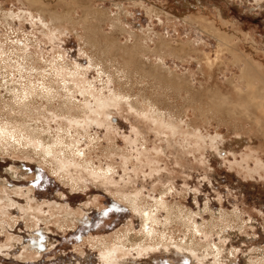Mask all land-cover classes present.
<instances>
[{
    "label": "rangeland",
    "instance_id": "rangeland-1",
    "mask_svg": "<svg viewBox=\"0 0 264 264\" xmlns=\"http://www.w3.org/2000/svg\"><path fill=\"white\" fill-rule=\"evenodd\" d=\"M40 2L72 11L74 23L54 28L36 6L0 0V264H264L262 140L247 146L230 127L198 120L191 107L171 132L165 124L174 118L157 122L143 101L142 93L156 90L138 69L140 61L158 64L156 48L182 51L181 58L165 55L163 70L185 80L206 108L205 89L226 92L239 75L232 52L264 73V0ZM84 10L103 12L98 40L141 47L128 77L116 72L123 61L114 49L103 55L108 74L93 66ZM204 56L221 63L209 72ZM4 59L15 68L4 67ZM17 63L27 70L16 71ZM54 68L52 93L43 72ZM118 82L132 96L111 107ZM170 94V102L184 104L183 91ZM260 96L248 107L264 125ZM66 98L72 112L60 111ZM99 98L106 104L97 105ZM136 99L137 107L130 103ZM83 106L87 113L71 116ZM7 120L21 128L20 143L4 134ZM30 135L56 149L43 156L37 139H25Z\"/></svg>",
    "mask_w": 264,
    "mask_h": 264
},
{
    "label": "bare ground",
    "instance_id": "bare-ground-1",
    "mask_svg": "<svg viewBox=\"0 0 264 264\" xmlns=\"http://www.w3.org/2000/svg\"><path fill=\"white\" fill-rule=\"evenodd\" d=\"M24 1L28 2L29 6H33V7L36 6L35 8H36V10H38V13H40V16L39 17L41 18V21L44 22V24H45V23H47V18H49L50 21H51V23H52V26H54V28L58 24L59 25H62L63 23H71L72 24V22L74 20V18L72 17V14H71L72 11L70 12L69 10H63V12L58 13V11H52L51 9L47 8L44 5V3L40 2L41 0H24ZM102 13L99 12V11H97V10H84L83 11L82 22H83L84 28H85V33H84L83 40H84V43H85L86 47H89L90 48L91 57H93V58H91V60L93 62V66H94V64H95V67H96V65L99 66V68L101 70L100 71L101 74H105V73L108 74L109 72L107 71V66H105V64H104L106 60L104 61L103 55H107L108 52H110L112 49H114V50H116V55H118L119 57H121V59L123 61L121 63V65L119 64L118 67L115 68L116 69V72L119 73V74H121L124 77H128L129 76V73L131 72L130 71V67H132L131 65L134 62L133 61V58H136L134 56H136V54H138V52H139V50H140L141 47L139 45H135V44L134 45H128V44L121 45V44L117 43L118 40L116 41V43H115V41H108L109 40L108 37H110V35L107 36V38H108L107 41H105V40L104 41L98 40V38L101 37L98 34H100L101 22L104 19ZM32 16H33V14H32ZM113 26L116 27V29H115L116 31H121L122 30L117 23L112 22V28H113ZM113 30H114V28H113ZM220 33L218 32L217 34L220 35ZM163 47H165V46H163ZM112 53H113V51H112ZM154 53L159 56V59L160 60H159L158 64L151 65L152 63L151 64H146L145 62L140 61L139 62L140 63V66L138 67V69L142 72L143 78L146 77L147 80L149 78V79H152V81L155 82V83L153 82V86H154L153 88L156 91H154V92H152L150 94H147L146 91H145V88H144V89H142V92H144V91L145 92L142 93L141 96L143 98V101L146 102L147 106H150L151 107L150 109L153 112V113L151 112V114L154 115V117L156 118V121L157 122L160 121V120H162L161 122H164V119H165L166 116H168V118L169 117L170 118H174L173 121H171L170 123L167 122L168 124L167 123L165 124L166 126L168 125V128L169 129H172L170 131L173 132L175 129H178L177 128V121L178 120H181L183 118V116L186 117V113H187L186 112L187 111L186 109H187V107H191V109H193L195 111V112H193V114L196 113V112L198 113L197 114L198 115V117H197L198 120H199V118L201 119V118H204V117L207 120L208 119L210 120V118H211V120L214 121L218 126L224 125L226 127L227 126L230 127L231 130H232V133H234L235 137H237L239 139H244V141H247V146H250V144H251L250 143V140H253L255 142L258 141V140H262V143L264 145V140L260 137V134L264 133V125L262 124V120H261L262 118L259 117V116H257V114L254 113L253 111L249 110V107H248V104H250V100L251 101L252 100L254 101V99H258L257 98V94H260L261 95L260 96V101H262L264 103V73L262 71L261 64L255 63L253 60H249L248 62L242 61V59L239 60L238 59L239 57L238 56H237L238 58L237 57H234V52H232L231 54L233 56L232 57L233 58V64L239 70V75H238L237 79L236 80L235 79L229 80L230 84H232V88L230 90L228 89V91H226V92H223V90L220 89L219 87L212 86L213 84L211 86L207 87L205 89V94H207V98L209 99V101H208V103H206V108L205 107L203 108L201 106L202 103L201 104H198L199 99H200V98L198 99V96H197V93L198 92H195L194 90H192L190 88V86L185 82V80H182L181 78H179L178 76L174 75L173 73H168L166 69H165L166 71L163 70L164 68L162 67V65H163V62H164V56L165 55H173L174 57L176 56L177 58L178 57L181 58L182 57V54H183L182 51L180 52V50H174V49L173 50H169L167 48L166 49L165 48H156L154 50ZM114 55H115V53H114ZM203 59H204V64L206 65L207 70L209 72H212L213 67L221 63L220 62L218 64H214L209 59H206L205 56H204ZM2 61H3L2 64H4V67H6L9 64V65H11L10 67L13 66L15 68V65H13V63L10 64L11 61L5 60V59L2 60ZM21 65L17 63V66L18 67L16 68V71H18V70H20V71L21 70H27V69H24L23 68L24 65L23 66H21ZM221 66H222V64H221ZM55 69L56 68L51 69L49 71V73L43 72V74H45V75L48 76L47 77V81L48 80L50 81L49 82L50 84H48V82L46 80L45 81L43 80L44 81L43 82V86H45L44 88L47 89V90L52 89V91L49 90L52 93H53V89H55V87L53 85V82L56 81L58 83L57 79L51 78V76H52L51 73L56 72V70H57V69L56 70ZM47 70H49V69H47ZM214 70H216V69H214ZM31 71H35L36 72L37 70H34L32 68ZM57 72H58V70H57ZM55 75L53 77H55ZM40 76L41 77H45L43 75H40ZM110 78H111V82L112 81L113 82L115 81V79H113L111 76H110ZM125 83L126 82H124V84ZM118 84L120 85V88L113 95L114 98L109 99L110 102L112 101V104H113V105H111V103H110L111 107L114 106V104H116V105L120 104L122 102V100H129L131 98V96H132V95H126V92H128L129 89H126V88L122 87V85H123L122 82H118ZM66 88L68 89V86H66L65 80H64V78H62V89L65 92L67 91ZM32 91H33V89H32ZM182 91L185 93V96H184V104L180 105L177 102L172 103V102L169 101V98L172 97V96H170L171 95L170 93H172V95H173V93H176V94L179 93L180 94V92H182ZM31 92H28L27 94L28 95H31V96H34V95H32ZM25 96H27V95H25ZM50 97L51 98H54V97H52V95ZM201 97H202V95H201ZM51 98L48 97L47 101L44 98L46 102L49 101L48 102L49 105H50V99ZM69 100L70 99H67L66 98V100L64 99V101L61 103L62 104V106L60 105L61 106L60 107V111L61 112L68 113V111H71L72 112L74 110L75 104H72V102L69 101ZM100 100H98V102L95 101L97 105H100V104L103 105V103L107 102V100L106 101L104 100L105 102L103 100H101V101ZM102 101H103V103H102ZM130 103H131V105H133V106L135 105L137 107L138 100L136 99L135 102H130ZM30 105H31V102H26V103L23 102L21 104V108L22 107L27 108V107H30ZM87 106H89V105L87 104ZM108 106H109V104H108ZM168 106H170V108H171L170 110L169 109L167 110V107ZM203 106H205V105H203ZM18 107H20V105ZM102 107L104 109V106H102ZM162 107H164V108H162ZM85 108H89V107H84L83 106L80 111L79 110L77 111V112H79L77 115L74 114L75 115L74 116V115L71 114V116H73L74 118L75 117L77 118L78 115L81 112L82 113H87L88 109L86 110ZM58 115L60 116V115H62V113H59ZM95 116H96V114H95ZM73 121H72V124L75 123V122L73 123ZM90 121H92V120H90ZM98 121H100V120H98ZM191 121L192 120H190V122ZM203 121L205 122V120H203ZM9 122L7 120L6 125H8V124L10 125L11 124L10 127H8L6 125L3 126V130L5 131V133H4V131L2 133H4L7 137L9 136L13 140L19 142V139L17 138V136H19V133L21 132V130H20L21 128L17 130V127H15L14 125H12V122L19 123V124H20V122L17 121V119H13L12 122H10V123ZM157 122H155V123H157ZM191 123H193V122H191ZM191 123H188L187 125L190 126L193 130L197 129V126H194V124H191ZM195 123H196V120H195ZM197 123H199V122H197ZM0 133H1V131H0ZM29 133H30V131H29ZM0 136H1V134H0ZM34 138L37 139V142H38L37 144H39L40 147L42 148V153L44 154L43 156H45V157L50 156V154H52L53 151L56 149L55 147L52 148V145H51L52 143L50 144L51 145V147H50L49 144L45 143L46 140L41 139L37 135H33V137L30 135V136H27L25 139H28L29 142H30ZM52 142H54V141H52ZM32 143H33V141H32ZM262 143H259V146L260 147H263V145H261ZM25 144H26V142H25ZM53 145H55V144H53ZM46 160H47V158H46ZM134 205H135L134 206L135 207L134 210H138L137 209L138 208L137 207L138 206L137 203L134 204ZM159 205H164V204L163 203H160ZM140 212H142V214L143 213L145 214L144 217H143L145 221H147V222L148 221H150V222L152 221L153 215H151L149 212H146L143 209H140ZM168 219H170V218H168ZM73 220H74V218H73ZM143 227H146V229H147L148 228V225L146 224V226H143ZM150 231H152V230H150ZM118 238H119V236H118Z\"/></svg>",
    "mask_w": 264,
    "mask_h": 264
}]
</instances>
